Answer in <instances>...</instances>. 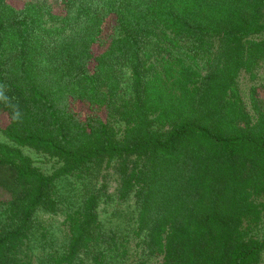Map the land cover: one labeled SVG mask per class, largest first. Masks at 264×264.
<instances>
[{"label": "trees", "instance_id": "16d2710c", "mask_svg": "<svg viewBox=\"0 0 264 264\" xmlns=\"http://www.w3.org/2000/svg\"><path fill=\"white\" fill-rule=\"evenodd\" d=\"M263 62L264 0H0V264H35L38 214L60 205L65 242L44 262L109 264L105 186L72 207L56 188L111 162L133 236L160 259L136 264H260L264 90L245 103L238 77Z\"/></svg>", "mask_w": 264, "mask_h": 264}, {"label": "rangeland", "instance_id": "374dc122", "mask_svg": "<svg viewBox=\"0 0 264 264\" xmlns=\"http://www.w3.org/2000/svg\"><path fill=\"white\" fill-rule=\"evenodd\" d=\"M24 0H10L11 3H20ZM107 28V27H106ZM107 31L106 29L104 30ZM103 46H97L96 51H101ZM122 77H127L126 70H118ZM238 86L241 96L245 103L248 101L249 90L251 87H256L258 92L262 94L264 90V62L256 69V76L251 79L248 74L242 72L238 77ZM111 123L118 128L119 124L114 121V117H109ZM7 120L0 116V124L5 125ZM0 141L7 140L0 134ZM24 153L29 155L34 165L37 166L43 173L49 174L59 166L54 160H49L44 156L35 153L32 150L24 149ZM114 162L109 166L102 165L96 167L87 173L83 179L78 180L76 177L62 179L57 184V194L60 199L64 200L68 207L76 206L88 191L98 190L102 185L105 186V193L111 197L113 201L102 200L98 207L99 220L102 227L106 230L113 229L117 234L118 249L106 252L104 263L109 264H136L140 260H147L149 263L159 262V258L147 257L145 252L139 245V240L136 239L132 231L135 227V208L133 201L128 199L122 204H117L116 189L118 180L113 169ZM72 205V206H71ZM61 210L57 216L39 213L37 222H35L31 233L30 243L37 245L33 248L35 264H47L44 262V257L49 253H61L62 245L65 242V226L64 210L65 206L60 205ZM264 232V225L261 227V232ZM260 264H264V252ZM83 260L81 264H94L92 258L80 256ZM43 261L42 263H40Z\"/></svg>", "mask_w": 264, "mask_h": 264}, {"label": "clouds", "instance_id": "9594fccd", "mask_svg": "<svg viewBox=\"0 0 264 264\" xmlns=\"http://www.w3.org/2000/svg\"><path fill=\"white\" fill-rule=\"evenodd\" d=\"M6 86L0 84V102L5 103L6 105H10V98L6 95V90H5ZM20 112L18 109L14 108L13 113H12V119L14 121L19 120L20 119Z\"/></svg>", "mask_w": 264, "mask_h": 264}]
</instances>
